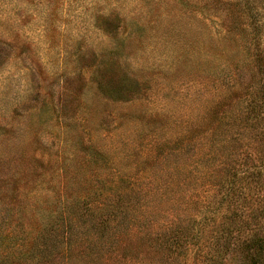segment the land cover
<instances>
[{
    "label": "rangeland",
    "instance_id": "1",
    "mask_svg": "<svg viewBox=\"0 0 264 264\" xmlns=\"http://www.w3.org/2000/svg\"><path fill=\"white\" fill-rule=\"evenodd\" d=\"M263 244L264 0H0V264Z\"/></svg>",
    "mask_w": 264,
    "mask_h": 264
},
{
    "label": "trees",
    "instance_id": "2",
    "mask_svg": "<svg viewBox=\"0 0 264 264\" xmlns=\"http://www.w3.org/2000/svg\"><path fill=\"white\" fill-rule=\"evenodd\" d=\"M263 241L261 240L259 243H257V245H258V247H260L261 246V243H262ZM264 245V244H263ZM257 247V246H256ZM258 250L260 251V248H258Z\"/></svg>",
    "mask_w": 264,
    "mask_h": 264
}]
</instances>
